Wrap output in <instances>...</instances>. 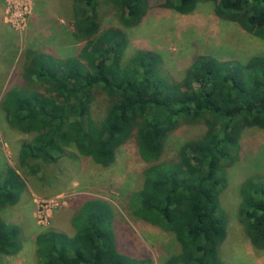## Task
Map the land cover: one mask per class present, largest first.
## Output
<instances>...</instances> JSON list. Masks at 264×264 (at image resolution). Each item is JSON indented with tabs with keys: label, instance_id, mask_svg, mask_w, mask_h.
Instances as JSON below:
<instances>
[{
	"label": "trees",
	"instance_id": "trees-1",
	"mask_svg": "<svg viewBox=\"0 0 264 264\" xmlns=\"http://www.w3.org/2000/svg\"><path fill=\"white\" fill-rule=\"evenodd\" d=\"M151 0H70L76 55L61 58L38 49L25 51L23 85L10 89L2 110L10 127L30 134L18 160L54 162L68 148L109 166L117 149L133 138L147 163L132 213L174 234L180 250L162 264H227L220 256L226 220L219 196L226 185L224 166L233 159L241 133L264 130V55L246 62L200 54L180 80L163 73L158 56L137 49L123 64L128 38L118 26L103 27L100 6L114 10L125 27L139 24ZM162 7L188 13L200 1L215 15L264 41V0H159ZM39 85L43 90L35 87ZM108 95L105 115L95 120V92ZM205 123L201 138L180 146L177 158L162 161L165 141L177 124ZM15 169L0 163V264L21 250L18 225L3 211L24 189ZM238 217L252 246L264 248V173L239 188ZM110 205L85 200L72 218L73 235L47 229L35 235L37 264H153L118 249Z\"/></svg>",
	"mask_w": 264,
	"mask_h": 264
},
{
	"label": "rangeland",
	"instance_id": "rangeland-1",
	"mask_svg": "<svg viewBox=\"0 0 264 264\" xmlns=\"http://www.w3.org/2000/svg\"><path fill=\"white\" fill-rule=\"evenodd\" d=\"M70 0H0V163L16 170L24 181L19 201L7 207L2 216L19 226L21 250L4 256L7 264H37L35 235L57 229L73 235L72 218L90 198L107 202L112 210L111 226L118 249L136 258H149L153 264L180 250L174 234L136 217L130 199L141 189L147 167L138 155L134 139L120 146L115 160L101 166L89 157L68 148L54 162L41 159L18 160L17 151L30 134L13 129L2 110V99L10 89L21 87L27 49H38L61 58L76 55L81 40L73 35ZM103 27H121L128 38L122 62L137 49L150 50L159 66L172 80H180L195 57L207 54L222 60L246 62L264 55V41L234 22L218 18L211 2L200 1L188 13L162 7L151 0L146 15L135 26L125 27L113 8L100 6ZM36 88L43 90L41 86ZM108 95L95 92L91 115L103 118ZM205 123L182 124L167 135L162 161L177 158L180 146L201 138ZM232 162L224 166L226 185L219 196V213L226 220V235L220 256L227 264H264V248L251 245L238 217L239 188L243 180L264 173V130H243ZM44 202L48 206L42 207Z\"/></svg>",
	"mask_w": 264,
	"mask_h": 264
},
{
	"label": "built area",
	"instance_id": "built-area-1",
	"mask_svg": "<svg viewBox=\"0 0 264 264\" xmlns=\"http://www.w3.org/2000/svg\"><path fill=\"white\" fill-rule=\"evenodd\" d=\"M48 206V203L47 202H44V204L42 205L43 209L44 207Z\"/></svg>",
	"mask_w": 264,
	"mask_h": 264
}]
</instances>
